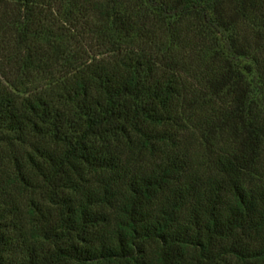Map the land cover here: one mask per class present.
Wrapping results in <instances>:
<instances>
[{
    "label": "trees",
    "instance_id": "obj_1",
    "mask_svg": "<svg viewBox=\"0 0 264 264\" xmlns=\"http://www.w3.org/2000/svg\"><path fill=\"white\" fill-rule=\"evenodd\" d=\"M0 264H264V0H0Z\"/></svg>",
    "mask_w": 264,
    "mask_h": 264
},
{
    "label": "rangeland",
    "instance_id": "obj_2",
    "mask_svg": "<svg viewBox=\"0 0 264 264\" xmlns=\"http://www.w3.org/2000/svg\"><path fill=\"white\" fill-rule=\"evenodd\" d=\"M189 19H190V23H192L193 19H191V17ZM239 29H240L239 31H241V33L244 35V37H248L249 39L252 38L251 37L252 34L250 33V30L247 29V27H244L243 26V27H241ZM182 53H185L186 56L187 55L189 56L186 61H188L190 64H193V65L195 64L196 57L194 55H192V53H188L184 49H183V52Z\"/></svg>",
    "mask_w": 264,
    "mask_h": 264
}]
</instances>
